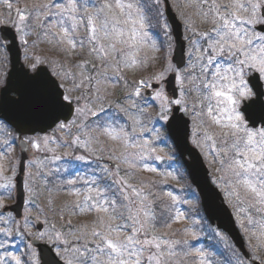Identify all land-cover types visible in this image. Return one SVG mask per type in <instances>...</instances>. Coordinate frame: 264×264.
Wrapping results in <instances>:
<instances>
[{"label": "snow or ice", "instance_id": "6c2138e0", "mask_svg": "<svg viewBox=\"0 0 264 264\" xmlns=\"http://www.w3.org/2000/svg\"><path fill=\"white\" fill-rule=\"evenodd\" d=\"M13 49L0 264H217L199 213L173 227L201 163L248 249L226 264H264V0H0Z\"/></svg>", "mask_w": 264, "mask_h": 264}, {"label": "water", "instance_id": "95a60500", "mask_svg": "<svg viewBox=\"0 0 264 264\" xmlns=\"http://www.w3.org/2000/svg\"><path fill=\"white\" fill-rule=\"evenodd\" d=\"M169 16H171V14H169ZM172 24L173 38L177 42L175 50L173 51L172 59L175 62H179L181 59V44L185 42L182 40V28L180 27L179 22L173 20ZM23 68L24 65L21 61V51L13 49L12 53L9 55V70L7 74H10L13 78H15V76L20 73ZM185 160L191 162V158L187 156L185 157ZM189 180L192 186L196 189L200 199L202 211L209 223L211 225H215L218 230L225 233L240 254L242 252H247L242 236L235 225L232 212L221 202L219 194L213 197L209 193L211 184L208 176V170L203 163L197 165L195 169V182H193L192 178H189ZM206 208H210L211 212L206 211ZM41 247H43V245H41ZM43 256L46 259H50L47 249H44Z\"/></svg>", "mask_w": 264, "mask_h": 264}, {"label": "rangeland", "instance_id": "374dc122", "mask_svg": "<svg viewBox=\"0 0 264 264\" xmlns=\"http://www.w3.org/2000/svg\"><path fill=\"white\" fill-rule=\"evenodd\" d=\"M156 29L159 32V29L158 28H156ZM154 32H156V31H154ZM182 36H183V29H182ZM159 39H160V42L164 43V45L166 47V38L163 36V33H160ZM41 47L44 48V46H41ZM22 63L24 64L23 54H22ZM24 66H25V64H24ZM8 69H9V62L5 65H0V71H3L5 74H7ZM161 167H165V166L162 165ZM209 175H210V179H211L212 178L211 174L209 173ZM154 178L160 179V177H154ZM168 183L172 187H176V188L179 187V185H177L175 181H168ZM183 196H184V198L189 200L188 204L183 205V207L188 210L186 212V215L189 216V220H186L183 224L174 225L173 227L174 228L184 227L185 225L190 223L191 219L196 217L197 213H199V215L202 217L201 223L196 226L197 228L201 229V241L199 242V246L202 248L208 249L210 251H213V253H214L213 259L216 260L217 264L219 263L220 260H223L224 262H226L230 258L234 259L235 257L233 256V253L238 254L237 251L234 249L233 245L231 244V242L229 241V239L227 238V236L224 233H222L221 231L212 227L207 222V220L205 219V217L201 211L199 198H198L195 190L192 188V186L189 182V179H187V181L185 183V191L183 193ZM209 229H211L212 231H215V232H219L220 235L224 237V239L223 240H221L219 238L212 239L210 232H209ZM240 233H241V231H240ZM241 235L244 239V236L242 233H241ZM244 241H245V239H244ZM254 242L255 241H253V243ZM17 243L19 244L20 242L17 241ZM245 246H246V242H245ZM246 249H247V246H246ZM260 255L264 256V253H260ZM224 262L222 264H225ZM219 264H221V263H219Z\"/></svg>", "mask_w": 264, "mask_h": 264}, {"label": "trees", "instance_id": "16d2710c", "mask_svg": "<svg viewBox=\"0 0 264 264\" xmlns=\"http://www.w3.org/2000/svg\"><path fill=\"white\" fill-rule=\"evenodd\" d=\"M153 30L156 31V32H158V30H157L156 28H154ZM223 262H224L223 260H220V261H219V263H221V264H222ZM219 263H218V264H219ZM224 263L226 264V262H224Z\"/></svg>", "mask_w": 264, "mask_h": 264}]
</instances>
